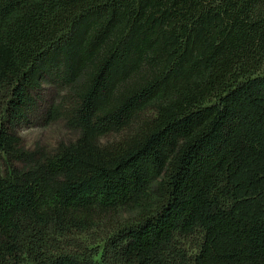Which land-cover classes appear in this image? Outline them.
Returning <instances> with one entry per match:
<instances>
[{"label":"trees","instance_id":"16d2710c","mask_svg":"<svg viewBox=\"0 0 264 264\" xmlns=\"http://www.w3.org/2000/svg\"><path fill=\"white\" fill-rule=\"evenodd\" d=\"M0 264H264V0H0Z\"/></svg>","mask_w":264,"mask_h":264},{"label":"rangeland","instance_id":"374dc122","mask_svg":"<svg viewBox=\"0 0 264 264\" xmlns=\"http://www.w3.org/2000/svg\"><path fill=\"white\" fill-rule=\"evenodd\" d=\"M62 96V94H59ZM60 100H57L55 91L52 90L50 103L44 106V110H47L51 105L59 104ZM19 136L22 138L25 146L28 149H35L37 146L43 147L49 151L55 150L62 142H72L78 138V133L74 130H70L65 125L64 121H58L48 126H36L31 124L29 126L23 125L19 128ZM136 215L135 212H120L117 216L118 222H126L131 220Z\"/></svg>","mask_w":264,"mask_h":264}]
</instances>
